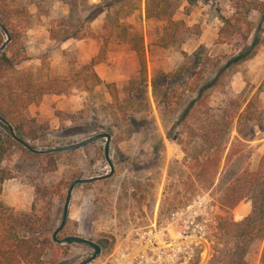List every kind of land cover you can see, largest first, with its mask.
<instances>
[{
	"label": "rangeland",
	"instance_id": "374dc122",
	"mask_svg": "<svg viewBox=\"0 0 264 264\" xmlns=\"http://www.w3.org/2000/svg\"><path fill=\"white\" fill-rule=\"evenodd\" d=\"M104 1L109 0H77L74 13L83 18ZM250 1L257 6L248 14L250 32L242 17L245 7L236 13L232 0L182 1L169 22L148 20L144 0L122 3L115 11L120 16L131 12L123 22L144 39L147 87L134 89L130 80L139 57L127 51L123 33L105 22L104 14L86 25L85 38L58 44L49 28L68 15L67 0H0V21L16 39L8 56L26 59L18 69H32L37 78L63 75L68 82L64 93L45 95L24 112L18 130L27 143L45 150L111 133L113 174L73 188L68 218L58 234L98 243L101 251L88 264H119L121 259L127 264H185L188 254L202 247L210 251L205 238L216 226L213 218L204 215L198 236L189 229L193 217L204 214L207 183L192 177L176 140L183 138L186 146L190 123H207L202 121L207 109L202 104L199 119L189 118L183 125L178 118L222 68L223 78L204 90L207 102L228 112L246 107L254 120H243L241 128L254 132V139L242 145L254 164L264 154V0ZM0 32L1 46L6 34L1 27ZM100 50L103 60L93 69L103 84L80 91L87 74L82 65ZM104 142L36 154L14 140L5 156L10 178L0 183V203L14 212L33 213L50 236L60 222L70 182L109 172ZM211 211L220 213L214 207ZM242 216L233 212L235 221ZM92 252L88 245L72 243L48 255L53 264H76ZM246 259L264 264V239L250 246Z\"/></svg>",
	"mask_w": 264,
	"mask_h": 264
},
{
	"label": "trees",
	"instance_id": "16d2710c",
	"mask_svg": "<svg viewBox=\"0 0 264 264\" xmlns=\"http://www.w3.org/2000/svg\"><path fill=\"white\" fill-rule=\"evenodd\" d=\"M67 1L68 15L61 16V23L50 26V38L58 44L69 39L85 38L86 25L104 14L105 22H110L111 27L123 33L122 38L127 44V51H132L139 57L138 71L130 80V84L137 83L135 86L132 85L134 89H138V84L147 87L143 35L138 30L132 29L130 25L124 24L123 20L131 12L120 16L118 11H115L128 0L104 1L102 4H97L83 18L74 13L77 0ZM182 1L191 3V0H144L145 17L151 21H172V16ZM232 2L236 13L239 7H245L246 11L242 17L250 32L248 14L257 9L254 4L256 2L250 0H232ZM71 20H74L73 23H69ZM0 37L1 42L3 38L1 32ZM15 43L16 39L12 35L11 41L0 52V115L10 123L16 135L26 141L18 130L24 112L45 95L64 93L68 82L63 75L37 78L31 75L32 69H18L26 59L8 56V51H13ZM102 52L100 50L96 56L82 65L87 74L81 78L84 86L80 91H89L103 84L93 69L96 63L103 60ZM222 70L224 69L219 68L217 75L196 91L195 96L183 107L178 118L179 124L183 125L189 118L199 119L196 116L199 106L203 104L207 109L202 120L207 123L198 124L199 126L196 127L193 126V122L190 123L187 145L183 144V138L176 140L182 145L185 156L190 162L192 177L203 179L207 183L208 198L204 214L194 216L189 229H194L196 236L200 235L199 227L204 215H209L216 223V226L210 227L211 232L205 238L210 244V251L207 252L206 247H202L197 252L188 254L185 256V264H202L204 261L205 264H250L246 259L250 246L264 239V154L254 164L242 145L243 142L254 139V132L250 129L244 132L241 128L242 121L250 123L254 119L246 107L240 111L237 106L231 112L221 104L211 107L204 92L223 78ZM151 87L157 96L155 79L152 80ZM0 124L1 183L10 178L5 156L14 140L8 127L2 122ZM233 125L236 126L238 133L236 137L232 134ZM168 137L174 139L170 133ZM213 207L220 213L213 214L211 211ZM235 211L243 214L242 220L233 219ZM53 231L51 230L50 236L46 235L50 231L35 219L33 213L14 212L0 203V264H53L55 260L49 257L48 251L69 245L55 243L52 240Z\"/></svg>",
	"mask_w": 264,
	"mask_h": 264
},
{
	"label": "water",
	"instance_id": "95a60500",
	"mask_svg": "<svg viewBox=\"0 0 264 264\" xmlns=\"http://www.w3.org/2000/svg\"><path fill=\"white\" fill-rule=\"evenodd\" d=\"M0 27L4 31V33L6 34V40L0 46V52H1L5 48V46L10 42L11 36H10L8 30L6 29V27L1 23V21H0ZM0 122H2L3 124H5L8 127V130H9V132H10V134L14 140H16L22 146H24L27 150H29L33 153H36V154H44V153L73 150V149H77V148L83 147L85 145H88V144H90V143H92L98 139H102V138L105 139L104 146H103V154H104V158H105V160L109 166V172L105 173L103 175L94 176V177L76 178L70 182L68 189H67L66 196H65L63 208H62V214H61L60 222H59L58 226L52 232V240L55 243H59V244H62V243H66V244L78 243V244L88 245L89 247H91L93 249V252L89 256H87L86 258L77 262L76 264H88V263L92 262L99 255V253L101 251V247L98 243H96L92 240H89L87 238H84L81 236H74V235H67V236L59 238L58 234L64 228L66 221H67V218H68V207H69L73 188L77 184L89 183L92 181L105 179V178L110 177L113 174L114 165H113V162H112V160L110 158V154H109V144H110V140H111L110 133L99 132V133H96V134L86 138V139H83L81 141H78V142H75L72 144L58 146V147L49 148V149H45V150H38V149H35L32 146H30L27 142H25L24 140H22L18 136H16V134L14 133L13 127L1 115H0Z\"/></svg>",
	"mask_w": 264,
	"mask_h": 264
},
{
	"label": "built area",
	"instance_id": "2783aa9c",
	"mask_svg": "<svg viewBox=\"0 0 264 264\" xmlns=\"http://www.w3.org/2000/svg\"><path fill=\"white\" fill-rule=\"evenodd\" d=\"M119 264H127L124 260H120Z\"/></svg>",
	"mask_w": 264,
	"mask_h": 264
},
{
	"label": "crops",
	"instance_id": "0c3cea01",
	"mask_svg": "<svg viewBox=\"0 0 264 264\" xmlns=\"http://www.w3.org/2000/svg\"><path fill=\"white\" fill-rule=\"evenodd\" d=\"M243 217V216H242Z\"/></svg>",
	"mask_w": 264,
	"mask_h": 264
}]
</instances>
